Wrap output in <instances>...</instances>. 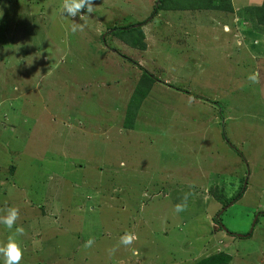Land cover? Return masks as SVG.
Instances as JSON below:
<instances>
[{
  "label": "rangeland",
  "instance_id": "obj_1",
  "mask_svg": "<svg viewBox=\"0 0 264 264\" xmlns=\"http://www.w3.org/2000/svg\"><path fill=\"white\" fill-rule=\"evenodd\" d=\"M263 1L94 0L81 20L0 0V217L20 210L0 246L22 226L20 264H264V27L245 12ZM139 22L144 49L114 33Z\"/></svg>",
  "mask_w": 264,
  "mask_h": 264
},
{
  "label": "trees",
  "instance_id": "obj_2",
  "mask_svg": "<svg viewBox=\"0 0 264 264\" xmlns=\"http://www.w3.org/2000/svg\"><path fill=\"white\" fill-rule=\"evenodd\" d=\"M232 0H159V4L155 7L157 13L161 9H179V8H192V9H218L224 12H234V4ZM187 3V4H185ZM185 6V7H184ZM246 15L256 26L264 27V1L259 5L246 6ZM141 23H131L126 25L117 26L114 28V33L123 38L127 43L134 47L144 49V32ZM141 81L139 82L136 93L146 97L149 87L158 79L151 72L144 70ZM244 190L239 189L237 195L228 198L227 203L242 197ZM219 222V219H216ZM232 256L227 252H218L216 254L204 257L198 260L195 264H229Z\"/></svg>",
  "mask_w": 264,
  "mask_h": 264
},
{
  "label": "clouds",
  "instance_id": "obj_3",
  "mask_svg": "<svg viewBox=\"0 0 264 264\" xmlns=\"http://www.w3.org/2000/svg\"><path fill=\"white\" fill-rule=\"evenodd\" d=\"M62 12L71 17L80 15V19L84 20L85 15L93 14L95 11L94 0H63ZM86 9L87 14H83V10ZM85 24H73L71 25V31L73 33L77 31H84ZM248 79L253 83H258V73H252L249 75ZM123 166V163H122ZM187 208V195L184 198V202L177 204L175 206L176 212H181ZM20 217V210L18 207L13 206L6 209V215L0 217V223H3L6 228L12 229L16 224V221ZM24 228L22 226L16 227L15 233L8 238V242L5 245L0 246V255L4 257V264H20L23 259L24 249L20 242L15 238L16 236H21L24 234ZM137 237L134 233H125L120 239V243L129 246L131 245ZM94 243L93 239L86 242L85 247H91ZM114 251V250H112ZM132 254L138 255V250L133 249Z\"/></svg>",
  "mask_w": 264,
  "mask_h": 264
},
{
  "label": "water",
  "instance_id": "obj_4",
  "mask_svg": "<svg viewBox=\"0 0 264 264\" xmlns=\"http://www.w3.org/2000/svg\"><path fill=\"white\" fill-rule=\"evenodd\" d=\"M219 217H220V215H219ZM258 217V216H257ZM256 220H257V218H256ZM255 224V222L253 223V225ZM251 230H253V228L251 229Z\"/></svg>",
  "mask_w": 264,
  "mask_h": 264
}]
</instances>
